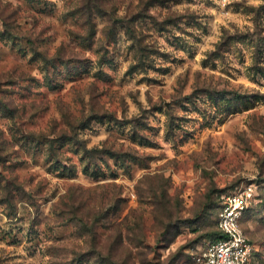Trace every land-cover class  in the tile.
<instances>
[{
    "label": "rangeland",
    "instance_id": "rangeland-1",
    "mask_svg": "<svg viewBox=\"0 0 264 264\" xmlns=\"http://www.w3.org/2000/svg\"><path fill=\"white\" fill-rule=\"evenodd\" d=\"M250 185L264 264V0H0V264H192Z\"/></svg>",
    "mask_w": 264,
    "mask_h": 264
},
{
    "label": "built area",
    "instance_id": "built-area-1",
    "mask_svg": "<svg viewBox=\"0 0 264 264\" xmlns=\"http://www.w3.org/2000/svg\"><path fill=\"white\" fill-rule=\"evenodd\" d=\"M254 199L253 185L223 197L217 224L222 238L194 255L192 264H253L255 248L243 232L241 222Z\"/></svg>",
    "mask_w": 264,
    "mask_h": 264
},
{
    "label": "trees",
    "instance_id": "trees-1",
    "mask_svg": "<svg viewBox=\"0 0 264 264\" xmlns=\"http://www.w3.org/2000/svg\"><path fill=\"white\" fill-rule=\"evenodd\" d=\"M220 238H222V234H221L220 230L218 229V237L213 242H215L216 240H218Z\"/></svg>",
    "mask_w": 264,
    "mask_h": 264
}]
</instances>
